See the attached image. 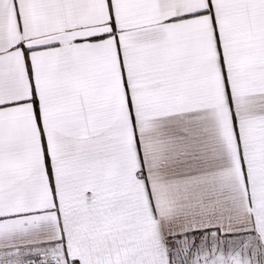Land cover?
<instances>
[{
	"label": "snow or ice",
	"instance_id": "1",
	"mask_svg": "<svg viewBox=\"0 0 264 264\" xmlns=\"http://www.w3.org/2000/svg\"><path fill=\"white\" fill-rule=\"evenodd\" d=\"M0 264H264V0H0Z\"/></svg>",
	"mask_w": 264,
	"mask_h": 264
}]
</instances>
